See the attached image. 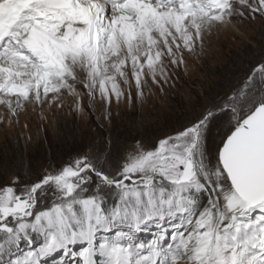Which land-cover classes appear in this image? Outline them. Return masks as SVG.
<instances>
[{
	"label": "snow or ice",
	"instance_id": "6c2138e0",
	"mask_svg": "<svg viewBox=\"0 0 264 264\" xmlns=\"http://www.w3.org/2000/svg\"><path fill=\"white\" fill-rule=\"evenodd\" d=\"M258 18L264 0H0V124L146 102L149 79L163 93L186 56ZM240 84L155 141L110 140L104 162L5 174L0 264H264V58Z\"/></svg>",
	"mask_w": 264,
	"mask_h": 264
},
{
	"label": "rangeland",
	"instance_id": "374dc122",
	"mask_svg": "<svg viewBox=\"0 0 264 264\" xmlns=\"http://www.w3.org/2000/svg\"><path fill=\"white\" fill-rule=\"evenodd\" d=\"M233 25L237 31L228 27L213 36L206 43L204 55L186 56V74L182 69L170 71L171 79L163 86V93L149 79L151 93L146 102L137 103L133 98L131 103L113 104L107 118L102 116L99 105L86 117H77L65 107L53 125L51 119L41 122L31 106H26L28 110L20 116L18 125L0 124V182L5 174L19 175L25 183L31 182L85 153L90 157L100 155L104 162L110 140L120 146L137 139L155 141L171 132L190 113L202 112L198 104L207 106L209 96L241 87L243 73L264 58V21L258 18L251 24L245 21ZM78 89L83 91L80 86ZM45 111L48 114L47 105ZM0 115L7 122L2 107ZM150 239L151 235L147 237ZM65 259L72 264L71 257H62L60 253L48 258L45 264H63Z\"/></svg>",
	"mask_w": 264,
	"mask_h": 264
},
{
	"label": "bare ground",
	"instance_id": "6f19581e",
	"mask_svg": "<svg viewBox=\"0 0 264 264\" xmlns=\"http://www.w3.org/2000/svg\"><path fill=\"white\" fill-rule=\"evenodd\" d=\"M232 30H234V31H237V29H236V27H234V25H230L229 26ZM27 109V108H26ZM28 110V109H27Z\"/></svg>",
	"mask_w": 264,
	"mask_h": 264
},
{
	"label": "trees",
	"instance_id": "16d2710c",
	"mask_svg": "<svg viewBox=\"0 0 264 264\" xmlns=\"http://www.w3.org/2000/svg\"><path fill=\"white\" fill-rule=\"evenodd\" d=\"M162 124H163V125H164V124H166V123H165V120L163 121V123H162ZM135 135L137 136L138 134H135ZM142 137H144V136H142Z\"/></svg>",
	"mask_w": 264,
	"mask_h": 264
}]
</instances>
